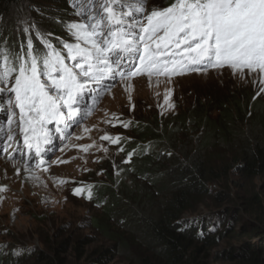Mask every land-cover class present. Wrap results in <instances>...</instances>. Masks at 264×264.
Segmentation results:
<instances>
[{
	"label": "trees",
	"instance_id": "trees-1",
	"mask_svg": "<svg viewBox=\"0 0 264 264\" xmlns=\"http://www.w3.org/2000/svg\"><path fill=\"white\" fill-rule=\"evenodd\" d=\"M38 1L0 0V46L7 43L19 51L26 45L28 35L24 38L13 16L21 3L36 10L30 14V24L58 49L64 42H71L65 25L74 22L75 11L59 0L63 8H58L55 17V7L39 8ZM171 2L159 3L166 6ZM33 32L30 37L34 45L42 47ZM258 92L225 89L202 100L196 97L193 103L175 110L134 115L124 130L127 138L115 162L101 161L97 167L100 174L87 175L92 181L90 204L98 211L94 228L113 242L89 251V264H102L109 255L127 251L128 240L124 241L121 233L130 236V243L145 249L139 253L142 264H199L194 260L198 242L205 244L216 236L207 239L208 221L212 220V228L222 223L228 226V215L219 212L220 216L205 221L184 216L208 193V181L229 185L231 173L238 176V188L249 186L252 191H242L236 200L232 195L230 200L229 192L218 191L216 202L235 201L247 207L252 222H264V196L253 188L256 179H264V93ZM110 220L115 221L117 229L109 228ZM61 237L49 245L56 258L47 256L45 264L62 261L59 253L67 242ZM81 242L78 240L75 246L77 254L81 253Z\"/></svg>",
	"mask_w": 264,
	"mask_h": 264
},
{
	"label": "rangeland",
	"instance_id": "rangeland-1",
	"mask_svg": "<svg viewBox=\"0 0 264 264\" xmlns=\"http://www.w3.org/2000/svg\"><path fill=\"white\" fill-rule=\"evenodd\" d=\"M57 1L59 0H40L36 5L42 9L55 7L52 8V14L56 17L58 8L62 7ZM64 1L74 12L69 4L71 0ZM160 1L146 0L145 6H149L150 9L156 8L161 6ZM132 2L133 0H122V4L125 5ZM127 10L125 7V11ZM33 11L36 10L26 3H21L13 14L22 31L25 28L29 29L22 32L24 38L28 35L26 43L31 38L32 30L36 42L40 43L41 38L45 37L42 31L36 30V27L30 24L33 18L30 14ZM81 19L82 17L76 15L74 22ZM253 79H256V76L246 74V78L242 80L239 75L234 76L231 70L225 67L209 68L202 73L176 75L171 77L170 82L165 76H153L149 81L143 75L123 80L117 76L113 81L106 80L102 85L90 88V96L81 98L80 108L84 110L79 115L77 125L71 126L72 132L71 129L67 130L69 134L64 131L65 138L61 143L58 141L50 152L45 148L46 155L50 153V157H44L43 163L41 160L35 161L38 165L36 168L30 167L29 161L23 162L19 156H13L15 153L12 152L18 153V150H15V145L11 141L4 142L1 135L0 165L4 160L8 163L17 162L23 168L24 166L33 168L34 177H31V186L26 178L17 177L13 180L12 174H8L4 178V184L0 185L4 189L8 182L18 183L20 180L19 186L8 187L9 195L2 194L5 189L0 191V258H2L0 264H45L47 256L56 258L49 245L62 238L61 236L67 243L65 250L59 253L62 261L57 264H89L87 258L89 251L99 246L108 247L113 244L111 239L94 228L93 219L98 212L96 205L74 197L70 187L61 186L57 180V176H65L74 181L85 179L82 177V171L87 170L98 176L100 172L96 169L101 161L115 162L114 157L118 154V148L110 147L108 142L101 140L103 135L114 132L111 125L106 122L113 119V115L121 120L129 119L132 114L143 116L146 111L151 110H175L193 103L196 97L202 100L213 93L219 95L225 89L257 92L260 85L258 83L254 85ZM97 91H100L99 96L96 95ZM166 93H170L168 101L164 99ZM3 95L7 101L9 94ZM6 110L9 108L6 107ZM1 113L2 111L0 115ZM71 141L87 143L86 145L89 143L91 147L83 151L81 146L77 145L75 150L67 151ZM46 145L50 148L51 141ZM64 158H68L72 163H63ZM36 159L38 157L34 158ZM2 165L5 167V164ZM45 168L47 171H44ZM2 174H5V171L2 170ZM237 180L238 176L231 173L229 185L219 181H208L206 184L208 193L184 216L186 219L203 218L205 221L214 215L220 216L219 212H226L228 215V219H225L228 226L222 223L221 226L218 225L220 227L212 228V220L208 221L207 239L209 240L211 235L216 236L205 244L202 241L198 242L200 248L194 260L199 264H264V222H252L244 205H238L235 201L219 203L215 199L218 191L229 192L230 200L233 198L236 200V195L242 194V191L243 193L247 191V194L248 191H252L249 186L238 188L235 183ZM253 188L264 196V179H256ZM109 223V228L117 229L115 221L110 220ZM121 237L124 241L128 240L125 247L127 251L109 255L102 264H142L139 253L145 249L138 247L136 243H130L129 235L121 233ZM78 240H82L80 254L75 250Z\"/></svg>",
	"mask_w": 264,
	"mask_h": 264
},
{
	"label": "snow or ice",
	"instance_id": "snow-or-ice-1",
	"mask_svg": "<svg viewBox=\"0 0 264 264\" xmlns=\"http://www.w3.org/2000/svg\"><path fill=\"white\" fill-rule=\"evenodd\" d=\"M71 4L83 19L65 25L71 42L62 48L47 37L41 38L42 47L31 38L19 51L7 43L0 46V93H9L8 104L19 109V132L36 156L50 142L47 125L56 124L57 132L60 125H71L81 111V97L117 76L123 80L143 75L149 81L165 76L170 82L176 75L227 67L242 80L246 74L256 76L257 94L264 93V0H172L151 11L146 0ZM129 57L138 63L125 70L122 65ZM12 123L9 116V126ZM7 139L12 141L13 136L8 134ZM101 139L119 145L121 137L105 134ZM81 147L87 151L91 145ZM73 191L79 195L84 189Z\"/></svg>",
	"mask_w": 264,
	"mask_h": 264
},
{
	"label": "clouds",
	"instance_id": "clouds-1",
	"mask_svg": "<svg viewBox=\"0 0 264 264\" xmlns=\"http://www.w3.org/2000/svg\"><path fill=\"white\" fill-rule=\"evenodd\" d=\"M166 6H168V5H166ZM156 7V6H155ZM162 7H165V6H159V7H156V8H162ZM148 10L150 9V7L148 6V7H146ZM152 10V9H151ZM151 10H149V11H151ZM133 61V58L132 57H129L128 59H127V61L122 65V67L125 69V70H127L128 68L127 67H129L130 65H131V62ZM174 77V76H173ZM111 81H113V80H111ZM7 94H9V93H7ZM4 101V98L2 99V96H0V105L3 107V109H5L6 108V106H5V101ZM7 105V104H6ZM7 108H8V106H7ZM84 110V108L81 110V111H83ZM5 111H6V109H5ZM81 111H80V113H81ZM162 112V111H161ZM80 113H79V115H80ZM79 115L76 117V121L75 122H73L71 125H69L68 127H64V126H59L60 128H61V131L60 132H57L55 129L58 127L57 125V127H55V129H50L49 130V133H50V141H51V147L50 148H48L47 147V145L46 144H44L43 146L45 147V148H47L48 149V152H50V150H51V148H53L57 143H58V141H59V143H61L62 141H63V138H65V135H64V131L66 132V133H68L69 131H67L68 129H71V126L73 127V126H76L77 124V120L79 119ZM135 114H132L131 115V117L128 119V118H126V119H121V120H118V119H110L109 121H111V123H109V125H111V129H113L114 130V132H110V133H108V135H110V136H112V137H115V136H117V135H119L120 137H121V140H120V143H119V145H114V144H112V143H110L109 141H104V140H102L103 142H108V145L110 146V147H117L118 149V153L119 152H121L120 151V149L122 148V146H123V140H124V138H127L126 137V134H125V132H124V130H125V127H123V124L124 123H127L128 125L133 121V117L135 118V116H134ZM7 121V120H6ZM5 122V121H4ZM2 122H0V139H1V135H2V137H3V139H4V137L6 136V134H7V132H13L14 130V128H13V126H9V124H8V122H5V123H3V124H1ZM13 124L15 125V124H18V121H15V120H13ZM18 130V129H17ZM16 130V131H17ZM71 132H72V129H71ZM69 134V133H68ZM16 135V134H15ZM16 137L18 138V140H19V144H20V148H18V144H16L15 142H14V145H15V150H20L24 155V157L29 153V149H27L26 148V146L24 145V141H23V136L21 137L19 134H17L16 135ZM21 137V138H20ZM87 143H76V142H74V141H71L69 144H68V150L67 151H70V150H75V147L77 146V145H79V146H84V145H86ZM23 145V146H22ZM88 145H89V143H88ZM22 146V147H21ZM64 147V146H63ZM82 148V147H81ZM45 149L43 148L42 149V152H41V155H39V156H36L35 154L34 155H32V156H30V167H38V165H37V162H35V161H39V160H41V162L44 160V157L45 158H49L50 157V153L49 154H47L46 155V153H45V151H44ZM84 151V150H83ZM129 154H131L130 152L129 153H127L126 154V161L129 159V157H130V155ZM116 155H118V154H116ZM14 156V155H13ZM35 157H38V159H36V160H34V158ZM25 161H26V159H25ZM68 162H70V160L68 159V158H64V161H63V163H68ZM72 162H70L69 164H71ZM98 167V166H97ZM97 170V169H96ZM89 173H90V175L92 176V171L91 170H87V171H85V172H83L82 171V174H83V176L82 177H84L85 179H80V180H77V181H74L73 179H70V178H67V177H65V176H57V180H59V181H61V180H63V181H65L64 183H60V185L61 186H65V187H70V191H71V193H72V195L74 196V197H77V198H79V199H82L83 201H85V202H91V200H92V198L91 199H89V198H87L88 197V193L89 192H91V194H92V187H89V186H91V183H92V181H91V179H90V177L91 176H87V175H89ZM72 184V185H71ZM6 188V187H5ZM4 188V189H5ZM77 188H81V189H84V191H82L79 195H77V194H75L74 193V189H77Z\"/></svg>",
	"mask_w": 264,
	"mask_h": 264
},
{
	"label": "bare ground",
	"instance_id": "bare-ground-1",
	"mask_svg": "<svg viewBox=\"0 0 264 264\" xmlns=\"http://www.w3.org/2000/svg\"><path fill=\"white\" fill-rule=\"evenodd\" d=\"M153 9V8H152ZM149 10H151V9H149ZM148 10V11H149ZM47 128H48V125H47ZM13 141L16 143V144H18L17 146L20 148V144H19V140H18V138L16 137V135H13ZM23 146V145H22ZM21 146V147H22ZM45 149V147L44 146H42V149ZM65 148V146L63 147V149ZM2 149V148H1ZM0 149V150H1ZM13 151V150H12ZM45 151V150H44ZM8 152V151H7ZM6 152V153H7ZM12 153H15V155L14 156H19V159H22V161L23 162H30V160H29V158H30V156H32V155H34L35 153L32 151V150H29V155L27 154L25 157L23 156V153H20V150H18V153L17 152H15V151H13ZM24 157V158H23ZM5 159V158H4ZM25 159H26V161H25ZM20 163V162H19ZM2 164H5V167L2 165ZM2 168V169H1ZM34 168V167H33ZM31 169V168H29V167H25L24 166V168L21 166V165H18L17 164V162H16V164L15 163H8L7 161H5L4 160V163H1V165H0V185H2V184H4V178H6V176L8 175V174H12V178H13V180H15L17 177L18 178H26V180L31 184V186H32V182H31V177H34V175H32V171L34 170V169ZM36 168V167H35ZM2 170L3 171H5V174H2ZM36 171V170H35ZM22 175V176H21ZM8 178V177H7ZM9 185V186H8ZM8 185H7V187L5 188V190L3 191V193L2 194H7V195H9L8 193L10 192V189H8V187H11V188H15V187H17V186H19L20 185V180L18 181V183H14V182H12L11 184L8 182ZM26 186V184H24V187ZM11 194V193H10ZM11 196V195H10ZM13 196H15V195H13ZM1 203H2V201H1Z\"/></svg>",
	"mask_w": 264,
	"mask_h": 264
}]
</instances>
